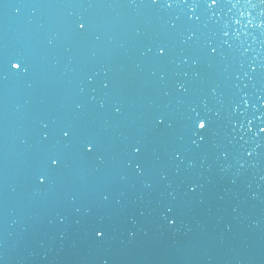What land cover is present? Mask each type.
I'll return each instance as SVG.
<instances>
[{
  "label": "water",
  "instance_id": "obj_1",
  "mask_svg": "<svg viewBox=\"0 0 264 264\" xmlns=\"http://www.w3.org/2000/svg\"><path fill=\"white\" fill-rule=\"evenodd\" d=\"M261 128L264 0H0V264H264Z\"/></svg>",
  "mask_w": 264,
  "mask_h": 264
},
{
  "label": "snow or ice",
  "instance_id": "obj_2",
  "mask_svg": "<svg viewBox=\"0 0 264 264\" xmlns=\"http://www.w3.org/2000/svg\"><path fill=\"white\" fill-rule=\"evenodd\" d=\"M152 3H159V0H151ZM217 0H211V4L214 6L216 4ZM85 27L84 24H81L80 25V28L83 29ZM12 67L13 68H16V69H19L21 67V65L19 63H13L12 64ZM193 126L195 129L198 130V134L203 136L204 133L207 131V127H208V121L204 118V117H200V116H197L196 119L193 121ZM261 132H264V128H261L260 129ZM65 135H68V133H65ZM87 150L88 151H91L92 149L87 147ZM51 163L53 165H56L58 164V161L56 159H53L51 161ZM99 235H102V233H99Z\"/></svg>",
  "mask_w": 264,
  "mask_h": 264
}]
</instances>
